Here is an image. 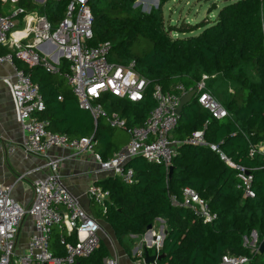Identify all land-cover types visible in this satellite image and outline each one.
Returning <instances> with one entry per match:
<instances>
[{"label":"trees","instance_id":"16d2710c","mask_svg":"<svg viewBox=\"0 0 264 264\" xmlns=\"http://www.w3.org/2000/svg\"><path fill=\"white\" fill-rule=\"evenodd\" d=\"M69 0H46L44 12L51 24L64 14ZM136 0H88L93 15L91 45L108 43L107 58L112 63H135V69L164 89L175 91L181 83L189 90L201 74L216 75L234 85L231 93L217 97L227 111L216 119L193 98L181 113L171 137L181 144L172 159L168 175L161 163L136 156L126 163L132 168L134 182L122 183L117 177H106L96 183L109 191L107 210L100 207L96 217L108 223L128 257L133 243L129 235H142L157 218L164 220L166 234L159 253L163 256L153 264H220L229 253L246 255L251 264H264V251L250 252L245 237L257 234V247L264 238V158L247 156L250 143L264 144V0H229L214 19L182 25H166L162 6L169 0H157L158 6L148 12L133 7ZM24 12L36 10L34 0L17 3ZM201 29L197 34L195 31ZM7 52L0 46V54ZM39 86L45 108L39 118L47 129L70 137L94 135L93 149L108 159L121 146L116 129L102 120L94 123L91 113L80 108L76 97L62 77L67 62L61 60L58 71H47L42 65H28L16 60ZM251 71V73H250ZM61 96V100L58 97ZM98 102L109 112H118L130 125H139L154 107L150 88L140 102L132 103L110 94ZM207 122L205 139L219 143L235 162L252 169L254 197H244L232 168L228 167L208 146L185 143L187 136ZM190 187L206 201L215 215L206 222L181 204V189ZM176 194L178 203L170 202ZM53 234V232H52ZM57 230L50 240L56 255L64 254ZM67 239L73 241L72 235ZM149 254L154 248L148 249ZM109 255L100 241L98 248L77 264H103ZM136 264H144L142 261Z\"/></svg>","mask_w":264,"mask_h":264},{"label":"built area","instance_id":"2783aa9c","mask_svg":"<svg viewBox=\"0 0 264 264\" xmlns=\"http://www.w3.org/2000/svg\"><path fill=\"white\" fill-rule=\"evenodd\" d=\"M21 0H0V4H12L7 14H0V46L7 52L0 54V64L10 70L3 76V83L13 98L18 122L23 132L22 148L26 154L44 156L51 148L68 150L72 155L82 152L93 153L98 168L95 175L111 173L124 184L134 182L132 168L126 163L136 156L146 161L161 163L166 171L181 142L171 137L178 125L177 107L180 97L195 89L194 98L212 117L223 119L227 111L221 102L209 91L208 76L202 74L195 86L187 90L183 84H174L175 91L164 89L159 83L150 87V81L136 69L134 61L129 64L112 63L107 58L108 43L91 45L93 15L88 0H69L63 17L51 24L44 8L24 12L17 5ZM46 0H34L45 3ZM20 17L25 20L23 32L19 31ZM18 18V19H17ZM16 60L25 62L28 67L42 65L47 71H58L61 60L67 62V70L62 77L77 99L80 108L91 113L94 123L104 121L112 128L124 130L129 139L108 159H102L94 151V135L70 137L65 133L48 130L45 120L39 113L45 108L39 86L31 77L16 65ZM52 60L53 62H51ZM150 88L155 102L147 117L139 125H130L118 112H109L98 100L105 94L136 103L142 101ZM61 100V96L58 97ZM207 122L202 128L192 131L185 143L194 146H208L228 167L232 168L238 180V187L244 197H254L252 169L235 162L220 147L205 139ZM260 154L264 158V144L248 145L247 156ZM60 158L49 157L41 166L45 173L32 179V200L22 206L11 197L12 188L41 167L19 173L12 183L0 185V264H77V260L90 256L101 241V227L98 220L85 209L79 198L65 185L59 171ZM89 198L105 213L109 191L97 183L88 189ZM170 202L178 203L176 194L170 195ZM181 204L191 209L206 222L215 215L199 194L190 187L181 189ZM30 216L34 229L27 244L26 252L15 255L16 237L25 218ZM60 231L58 239L64 245V254L56 255L50 248L53 230ZM151 245L159 253L162 236L151 232ZM72 235L73 241L67 239ZM264 240V238H263ZM248 246H250L248 244ZM258 251V247L251 250ZM143 262V252L138 253ZM104 264H117L114 257H107ZM220 264H251L246 255L225 254Z\"/></svg>","mask_w":264,"mask_h":264},{"label":"crops","instance_id":"0c3cea01","mask_svg":"<svg viewBox=\"0 0 264 264\" xmlns=\"http://www.w3.org/2000/svg\"><path fill=\"white\" fill-rule=\"evenodd\" d=\"M35 1L37 2V0ZM17 24L21 25L18 30L23 32L25 25L23 17H20ZM5 48L7 49V47ZM9 70V66L0 64V185L12 183L19 173L41 167L49 157L60 158L58 171L65 185L79 198L85 209L98 220L101 227V241L106 244L105 238L108 239L109 246L106 245V247L109 251V255L107 257L116 258L117 264H136L140 262L139 257L135 261L128 257L122 246L116 240L111 226L103 219L95 216L99 207L88 196L89 186L94 182L96 183L97 180L115 176L108 172L95 175L94 171L98 168V164L94 159L93 153L82 152L75 156L68 150L51 148L46 155L36 156L26 154L23 151V132L17 119L13 98L2 80L3 76L6 75ZM44 173L45 168L41 167L31 174L30 177L19 181L12 188L11 197L20 205L28 206L32 200L31 181L35 177L44 175ZM156 221L164 223V220L161 218H157ZM162 223H159L158 226H156V223L152 225V230L160 236H162V231L166 229V225L164 224L163 226ZM155 227H157L156 230ZM33 229V219L30 216H25L17 232L15 245L16 256L26 252L27 244ZM57 230V228L53 230L52 239ZM151 236L152 234H130L129 239H134L132 242L135 241L134 246L131 248L132 254L138 256L140 251L143 252L142 247L152 242ZM136 238L137 241L135 240ZM134 248H136L135 251ZM107 257L104 258L103 264Z\"/></svg>","mask_w":264,"mask_h":264},{"label":"rangeland","instance_id":"374dc122","mask_svg":"<svg viewBox=\"0 0 264 264\" xmlns=\"http://www.w3.org/2000/svg\"><path fill=\"white\" fill-rule=\"evenodd\" d=\"M137 1L139 2L138 5L133 7L142 12H148L151 8H156L158 6L157 0H137ZM228 1L229 0H169L162 6L163 20L166 25L173 24L177 26L182 25L183 23L194 24L206 19L207 17L212 20L215 18L217 12L223 6V4H225ZM37 5L40 8H45V5L42 2H38ZM213 5L215 6L213 7ZM12 8H13L12 4H6L5 6H2L0 4L1 13L7 14L8 11L6 10ZM20 27L21 25L19 24L17 28ZM200 31L201 29L195 31L193 34H197ZM50 61L53 62L52 60ZM207 76H208L207 83L210 82V88L212 92L215 94V96L219 97V99L220 97H224L228 93H231L233 91L234 85L230 81L224 80L220 77H217L216 75L213 76L207 75ZM115 129H116V136H115L116 142L117 143L120 142V146L122 147L127 143L129 136L124 130L119 128H115ZM155 223L156 226H158V224L159 223L161 224L162 222L155 221ZM162 225L164 226V223H162ZM156 229L157 227H155V230ZM133 240L131 239V242ZM135 240L137 241V238ZM105 242H106L105 245L109 246L107 238H105ZM134 242H132L133 243L132 246H134ZM245 242H247L250 245L247 247L251 252V250L257 247V243H258L257 234L255 232H252L250 236H248L247 238L245 237Z\"/></svg>","mask_w":264,"mask_h":264},{"label":"water","instance_id":"95a60500","mask_svg":"<svg viewBox=\"0 0 264 264\" xmlns=\"http://www.w3.org/2000/svg\"><path fill=\"white\" fill-rule=\"evenodd\" d=\"M138 3L139 2L136 0L134 2L133 6L138 5ZM214 6L215 5H213V7ZM0 14H1V12H0ZM195 92H196L195 89H191L180 97V102H179V105L177 107L178 119L181 116V113L184 109V106L187 105L194 98ZM172 169H173V165H170L168 168V175L169 176L171 175ZM151 232H152V225H148L144 234H151ZM166 232H167L166 229L162 231V239H161L159 246H158L159 251L161 250L163 239L165 237ZM151 247H152L151 243L142 247L143 263L144 264H153V263H155L156 260H159L163 256V254L157 253L156 251L153 254H149L148 249ZM135 250H136V248H134V251ZM258 250L261 252L264 251V240L261 241V243L258 247Z\"/></svg>","mask_w":264,"mask_h":264}]
</instances>
